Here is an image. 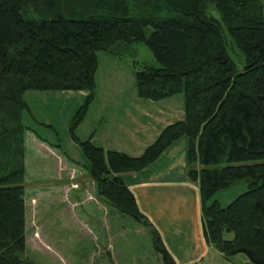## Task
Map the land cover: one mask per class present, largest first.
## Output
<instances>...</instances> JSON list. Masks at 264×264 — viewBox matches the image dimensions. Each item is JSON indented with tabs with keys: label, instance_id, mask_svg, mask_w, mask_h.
Listing matches in <instances>:
<instances>
[{
	"label": "trees",
	"instance_id": "trees-1",
	"mask_svg": "<svg viewBox=\"0 0 264 264\" xmlns=\"http://www.w3.org/2000/svg\"><path fill=\"white\" fill-rule=\"evenodd\" d=\"M225 28L243 53V71L228 53ZM138 42L159 62L137 71L139 95L184 93L186 115L140 156L81 142L98 196L151 231L163 264H177L123 174L148 167L186 136L207 241L228 259L244 253L264 264V0H0V264H38L24 257L25 93L86 90L89 101L97 53ZM243 181L248 190L226 207L212 200Z\"/></svg>",
	"mask_w": 264,
	"mask_h": 264
},
{
	"label": "rangeland",
	"instance_id": "rangeland-1",
	"mask_svg": "<svg viewBox=\"0 0 264 264\" xmlns=\"http://www.w3.org/2000/svg\"><path fill=\"white\" fill-rule=\"evenodd\" d=\"M213 13L221 19L215 8ZM224 35L229 55L237 70L243 71V53L226 28ZM114 49L97 53L96 86L89 101L86 90L25 93L24 257L38 264L162 263L151 231L98 196L81 142L90 140L106 151L140 156L167 126L185 118L186 98L184 93L160 100L141 97L136 73L144 65L159 66L153 51L144 42ZM83 107V118L74 125ZM187 142L186 136L174 141L169 157H161L166 148L150 173L166 169L168 161H178L185 145L187 159ZM247 190L243 181L220 189L212 200L226 207ZM225 237L231 239L233 233ZM246 256H234L235 264H247Z\"/></svg>",
	"mask_w": 264,
	"mask_h": 264
},
{
	"label": "crops",
	"instance_id": "crops-1",
	"mask_svg": "<svg viewBox=\"0 0 264 264\" xmlns=\"http://www.w3.org/2000/svg\"><path fill=\"white\" fill-rule=\"evenodd\" d=\"M173 145L161 157H169ZM154 165L124 173L123 177L176 263L235 264L234 257L226 258L206 239L200 185L188 175L186 145L184 156L168 161L166 169L150 173ZM196 167H200L198 163ZM246 257L247 264H251Z\"/></svg>",
	"mask_w": 264,
	"mask_h": 264
}]
</instances>
